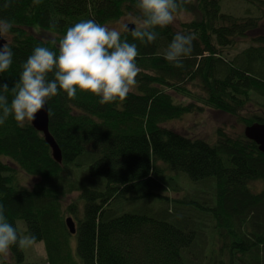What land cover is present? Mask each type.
I'll use <instances>...</instances> for the list:
<instances>
[{
	"label": "trees",
	"instance_id": "1",
	"mask_svg": "<svg viewBox=\"0 0 264 264\" xmlns=\"http://www.w3.org/2000/svg\"><path fill=\"white\" fill-rule=\"evenodd\" d=\"M5 2L0 0V20L13 24L5 37L13 63L0 73V84H8L9 102L36 46L57 50L52 41L81 20L107 24L142 16L138 0H41L38 5L11 0L4 7ZM260 9L258 16L240 17L223 12L220 0H181L177 13L192 18L157 27L154 42L141 43L122 30L139 52L137 90L104 105L79 90L75 99L60 92L48 100L49 131L61 149V163L30 121L20 127L9 116L0 125V204L18 235L22 220L27 235L43 241L47 259L26 261L23 250L12 246L9 260L0 264H264V153L242 133L218 128L211 144L165 126L205 106L244 126L264 122V0ZM40 32L56 37L45 39ZM177 32L196 37L182 67L164 58ZM252 33L259 34L252 37L257 44L224 56V47ZM168 90L194 100L175 103ZM255 99L258 112L255 103L249 107ZM23 174L38 180L27 187L19 182ZM183 175L205 187L197 195L170 198L164 191L175 190ZM255 181L263 184L258 191L250 187ZM74 192L73 201L64 203ZM153 199L163 204L161 217L123 208L137 201L147 207ZM201 213L212 218L211 231ZM66 214L76 218L73 247Z\"/></svg>",
	"mask_w": 264,
	"mask_h": 264
},
{
	"label": "clouds",
	"instance_id": "2",
	"mask_svg": "<svg viewBox=\"0 0 264 264\" xmlns=\"http://www.w3.org/2000/svg\"><path fill=\"white\" fill-rule=\"evenodd\" d=\"M11 0H6L8 7ZM41 0H33L39 4ZM181 0H138L135 7L142 16L132 21L133 38L141 43H152L157 38L155 29L164 28L175 20ZM13 24L0 20V37H7ZM128 29V23H122ZM39 31V29H37ZM194 33L177 32L168 45L164 58L176 67H182V59L193 51ZM57 48L36 46L22 64L19 79L11 88L9 102L4 94L9 91L7 83L0 84V125L12 116L18 126L33 121L44 110L48 100L66 93L75 99L77 91L99 97L101 105L116 103L127 98L136 85L140 68L136 63L139 55L137 45L129 43L116 27L97 23L94 19L81 20L66 30ZM13 63L9 43L0 47V73L6 72ZM51 74V78H50ZM48 116L53 115L49 108ZM33 235H18L17 229L7 220L4 206L0 204V256L7 258L12 246L23 250L34 245Z\"/></svg>",
	"mask_w": 264,
	"mask_h": 264
},
{
	"label": "rangeland",
	"instance_id": "3",
	"mask_svg": "<svg viewBox=\"0 0 264 264\" xmlns=\"http://www.w3.org/2000/svg\"><path fill=\"white\" fill-rule=\"evenodd\" d=\"M220 5H221V10L223 12H227L240 17L258 16L261 10L260 9L261 0H220ZM175 16L176 18L172 23L174 24V26H178L181 21H188L192 18V14L187 12L185 13L179 12L175 14ZM132 21L133 19L131 17L123 16L122 18L108 22L107 25H109L110 27H116L118 30L122 31L125 30L124 28L121 27L122 23L125 22L132 23ZM258 35H259L258 33L256 34L252 33L242 38H236L235 43L232 46L224 47L222 49L224 50L223 53L224 56L229 57L228 54H230V56L234 54L236 55L237 53L241 52L243 49L247 48L248 46L257 44V42H255L254 44V41H252L253 40L252 37ZM41 37L42 38L45 37V39H53L56 36H52L48 32H43L41 33ZM188 87H190L193 90H197L195 91L196 93L199 91V89L192 86V84H188ZM136 90L137 89L134 87L132 91H136ZM168 92L171 94L172 99L174 100L175 103L186 104L188 102H193L192 100H194L187 96L178 95V92L176 91L174 92L168 90ZM194 102L197 103L198 106L202 105V103L199 101H194ZM249 103H250L249 107L253 103H255L253 108L255 109L256 112H258L257 106L260 105L257 104L256 99L255 101L254 100L249 101ZM165 126L177 130L190 137L203 138L204 140H206L211 144L214 143L216 140V130L218 128H221L222 130H224L225 132L231 135H235L237 133L244 134L243 133L244 124L238 121L237 117L225 111L219 109H213L211 107L207 108L206 106L202 109H195L192 112L183 113L181 117L168 120L165 123ZM158 163L159 165H162L161 162ZM174 173L171 171L167 172L169 176H173ZM37 180H38L37 177L28 176L26 174L21 175L19 178V182L27 187H30ZM262 186L263 184L261 182H256V181L250 185V187L255 191L260 190ZM204 187H205L204 184L194 183L183 175L181 177L180 176L178 177L177 184L174 183L175 190L172 188V186H169V188L166 189L164 193L173 199L185 195H190V196L197 195L198 190L199 189L202 190ZM75 195L76 193L74 192L73 194L64 196L63 202L69 204L70 202L73 201ZM205 196L208 195L207 194L203 195L202 198ZM138 202L139 201L135 202L133 205H128V206L126 204L123 208H125L126 210H131L132 212H136V213H146L155 217H161V209L163 210L162 208L163 204L158 203L156 199H153V201L151 200L147 207H145L143 201H140L139 203ZM186 204L187 206H185V208L188 209L189 207H191L190 201L186 202ZM151 210L154 212H152ZM202 215L203 216H200V218H202L203 223H205L206 226L209 227V224L213 222L212 218H210V216H208L207 214H202ZM67 217H72V215L66 214L65 219ZM73 220L76 223V218H73ZM17 226L19 228L20 236L27 235L26 226L22 220L17 221ZM208 230L211 231L212 229L209 227ZM75 233L74 234L70 233L71 236L69 238V241L72 247L74 246V244L76 245V241H77ZM23 253L25 256V260L29 262L44 261L47 259L46 249L43 241H36L33 246L23 249ZM4 259L9 260V257L4 258L3 256H0V262L3 261Z\"/></svg>",
	"mask_w": 264,
	"mask_h": 264
},
{
	"label": "water",
	"instance_id": "4",
	"mask_svg": "<svg viewBox=\"0 0 264 264\" xmlns=\"http://www.w3.org/2000/svg\"><path fill=\"white\" fill-rule=\"evenodd\" d=\"M135 28L134 23H128V31H131ZM126 30V29H125ZM7 42L6 38L0 37V47H2L3 43ZM48 112V105L46 103L44 110L40 111L37 115L35 120L30 121L32 126L40 131L45 141L49 144L51 148L52 157L59 163L62 161V154L61 149L58 146L57 142L51 135L49 131V116L47 114ZM244 135L250 139L253 140L257 145L259 150L264 153V122H255L250 125L244 126L243 129ZM66 226L71 234H74L76 232V225L72 217H67L65 219Z\"/></svg>",
	"mask_w": 264,
	"mask_h": 264
}]
</instances>
